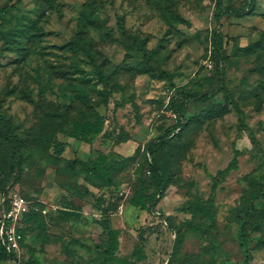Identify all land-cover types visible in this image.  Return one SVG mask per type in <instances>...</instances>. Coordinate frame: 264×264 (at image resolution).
I'll use <instances>...</instances> for the list:
<instances>
[{
	"label": "rangeland",
	"instance_id": "374dc122",
	"mask_svg": "<svg viewBox=\"0 0 264 264\" xmlns=\"http://www.w3.org/2000/svg\"><path fill=\"white\" fill-rule=\"evenodd\" d=\"M217 1L0 0V113L15 123L21 141L12 170L14 150L0 127V172L40 213L19 260L9 264L30 256L42 264L106 262L100 196L115 206L109 217L121 230L117 255L130 257L136 246L146 255L134 264H264V197H258L264 189V63L244 50L263 42L264 0H221L223 9L242 13L220 21ZM80 30L83 40L75 44ZM215 31L223 33L225 49L219 69L211 57ZM136 44L144 51L132 49ZM173 97L187 100L184 126L154 152L167 189L155 207L140 210L128 200L152 159L145 145L177 124ZM99 118L104 128H118L117 139L136 142L123 144L126 155L114 153L113 140L101 135L89 144L67 135L75 120ZM55 139L72 142L62 157L51 147ZM77 143L86 150L82 158L90 151L127 157L134 146L141 149L131 159L117 158L113 185L104 186L68 161L80 158ZM236 151L237 168L210 204L211 176L228 167ZM64 198L77 207H62ZM254 203L250 220L244 214Z\"/></svg>",
	"mask_w": 264,
	"mask_h": 264
},
{
	"label": "trees",
	"instance_id": "16d2710c",
	"mask_svg": "<svg viewBox=\"0 0 264 264\" xmlns=\"http://www.w3.org/2000/svg\"><path fill=\"white\" fill-rule=\"evenodd\" d=\"M217 9L219 10V13L216 14V19L220 21L224 15H235L240 16L241 10H237L234 8H225L223 9L221 7V0L217 1ZM82 19V14H81ZM118 27L120 31L126 32V28L123 25L121 21L118 22ZM80 36L78 39L74 40V43L79 44L80 41L83 39L81 38V34L83 30L79 31ZM81 38V39H80ZM263 42H256L252 43L246 48H244L245 51L252 50L253 53H258L260 55V58L263 60L264 63V33L262 34ZM212 52L211 57L214 62V68L219 69L220 65L224 62V52L225 49L223 47V33L221 31H215L213 38H212ZM86 44V43H85ZM132 49H139L140 51H144V47L142 44H136L135 46H132ZM84 54L90 59L91 65L94 67V72L96 76H98V79L101 82L106 81V75L101 68L100 65L97 64L96 58L87 47H83ZM187 100L182 101L179 103L177 98L173 97L170 101V109L175 113L177 116V124L176 126H173L172 128H169L165 131L164 136L161 138H158L157 140H154L152 142H148L145 145L144 151L151 149L152 153V159L150 156V162H148V167L146 174L143 178L139 180V184L137 188L133 191L132 196L128 200V203L134 207L139 208L140 210H151L153 207H155L158 204L159 198H161V194L165 192L167 189V183L163 175L161 164L158 162L157 158L154 156L155 150L160 147V143H162L163 138L166 136H169L171 133L175 132L176 129L181 130L184 126L183 119L186 115L187 111ZM104 119L99 118L96 121L92 120H86V121H80L75 120L72 122V130L67 133L68 136L76 138L77 140H82L84 142H90L89 140L93 136L100 135L104 130ZM0 127L3 129L7 141L12 145L13 147V167L12 170L15 169L14 166L19 165L20 161V153L19 150L21 148V141L17 133V127L15 123L8 118L6 115L0 113ZM119 134V133H118ZM118 134L116 137H118ZM116 143H121L126 140H121L115 138ZM51 147L54 149V154L58 157H62L65 149L67 147V143L55 139L51 143ZM151 147V148H150ZM141 149V146L138 147L135 151V153L132 156H117V158L123 157L122 159H131L133 156H137ZM115 153V152H114ZM237 151L235 158L233 162L226 167L225 169L219 171L216 175L211 176L213 181L212 186V195L210 196L209 203L212 204L214 197H215V191L220 186L222 181L225 179V177L234 169L237 168ZM117 154V153H116ZM114 154V156L116 155ZM120 155V154H118ZM114 156H111L109 154L100 153L97 156H92L87 160L83 161L80 158H75L73 160L68 161H75L80 163L81 165L85 166V169L89 170L92 175H95L96 177L100 178L103 181L104 186H112L113 185V179L111 176V172L118 165V159ZM13 182L8 183L5 176H3L2 172H0V194H5L6 196L13 192L12 190ZM159 197V198H158ZM258 197L263 198L264 197V189L260 188L258 189ZM65 198L61 202L62 207H66L67 209L77 207L74 203H65ZM106 199L103 198V196H100L97 198V205L99 209L102 211V218L99 220V224L103 231V237L101 238V244L100 247L103 250V253L106 254L108 257L106 259V262L101 264H107L108 262H112L113 264H134L133 262H142L146 260V255L144 252L139 248V246H136L133 251L130 254V257L122 258L117 255L119 246H120V233L121 230L117 228L111 227L109 214L111 211L115 210V206L110 204L109 206H106ZM257 204H252L250 209L246 212L249 219H253L254 215L257 211ZM78 209V208H77ZM40 215L38 211L35 210L30 205V211L25 214L23 219L22 227L19 229L20 232L23 234V240L21 242V245L23 246V243L25 241V236L28 231V229L31 227L32 222L37 219V217ZM74 214L70 213L69 216H72ZM239 221L242 224V229L244 234H246L247 226L249 225L245 221V217L243 215L239 216ZM253 224V223H252ZM248 235V234H246ZM19 260L15 253H10L7 251L6 247L2 244L0 240V264L6 261H14ZM18 264H42L40 260L34 256H30L26 260H20Z\"/></svg>",
	"mask_w": 264,
	"mask_h": 264
},
{
	"label": "built area",
	"instance_id": "2783aa9c",
	"mask_svg": "<svg viewBox=\"0 0 264 264\" xmlns=\"http://www.w3.org/2000/svg\"><path fill=\"white\" fill-rule=\"evenodd\" d=\"M30 211V202L23 196L10 192L0 194V240L10 253L20 257L23 234L20 228L25 214Z\"/></svg>",
	"mask_w": 264,
	"mask_h": 264
},
{
	"label": "crops",
	"instance_id": "0c3cea01",
	"mask_svg": "<svg viewBox=\"0 0 264 264\" xmlns=\"http://www.w3.org/2000/svg\"><path fill=\"white\" fill-rule=\"evenodd\" d=\"M108 126V128H104V130H103V132L100 134L103 138H105L106 140H108V141H111V140H113V143H114V149H113V151L115 152V153H117V154H120V155H126V154H122L123 152H121L122 150H124V148L125 147H123V144H125L126 146L127 145H129L131 142H134V143H136L135 141H133L132 139H130V138H128L126 141H123V142H121V143H116V136H117V134H118V128L116 127V126H112V127H110V125L109 124H107ZM109 129V130H108ZM115 139V140H114ZM76 141L77 142H79V140H77L76 139ZM64 142H66L67 143V147L69 146V143H72L71 141H69V140H64ZM84 144H89L88 142H84ZM77 145H78V143H77ZM92 145L93 144H90V149L92 150L93 148H92ZM140 145L141 144H138L137 146H134L133 148H132V151H133V154L135 153V151H136V149L138 148V147H140ZM67 147H66V149H65V151L67 150ZM78 149H80V152H78V154H77V156L78 157H80V159H82L83 161H87L90 157H91V151L90 152H88L89 154L87 155V158H82L81 156H80V153L83 151L84 152V154H86V150H85V148L82 146V145H78ZM119 149V150H118ZM120 149H122L121 151H120ZM82 150V151H81ZM73 151H75V150H73ZM65 153V152H64ZM89 157V158H88ZM132 206V205H131ZM132 207H134V206H132ZM135 208V207H134ZM112 212L113 211H111V213L109 214V215H112ZM128 214H131V210H129L127 213H126V215H125V219H126V221L128 220L129 221V218H131L132 217V214H131V216H128ZM102 216V215H101ZM111 217V216H110ZM109 217V218H110ZM110 223H111V227H113V225H112V222H111V219H110ZM114 228V227H113ZM9 263H11V261H6V263H2V264H9Z\"/></svg>",
	"mask_w": 264,
	"mask_h": 264
}]
</instances>
